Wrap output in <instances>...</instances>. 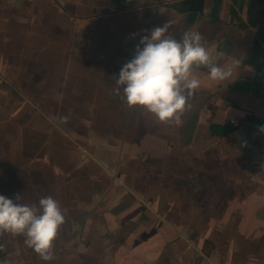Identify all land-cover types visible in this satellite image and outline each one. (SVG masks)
<instances>
[{
    "label": "crops",
    "instance_id": "1",
    "mask_svg": "<svg viewBox=\"0 0 264 264\" xmlns=\"http://www.w3.org/2000/svg\"><path fill=\"white\" fill-rule=\"evenodd\" d=\"M196 28L225 82L179 127L112 94L147 30ZM135 34V36H133ZM53 196L45 262L0 236V264H264V0H0V195Z\"/></svg>",
    "mask_w": 264,
    "mask_h": 264
},
{
    "label": "clouds",
    "instance_id": "2",
    "mask_svg": "<svg viewBox=\"0 0 264 264\" xmlns=\"http://www.w3.org/2000/svg\"><path fill=\"white\" fill-rule=\"evenodd\" d=\"M171 27L168 21L139 39L132 58L113 77L112 94L127 108H139L141 115L154 117L157 123L179 127L200 87L195 70L204 68L212 80L225 82L233 76V67L210 58L207 41L198 29L189 28L177 39ZM20 200V193L14 198L0 195V236H23L24 245L41 260H54V241L65 223L59 201L51 195L33 204Z\"/></svg>",
    "mask_w": 264,
    "mask_h": 264
}]
</instances>
